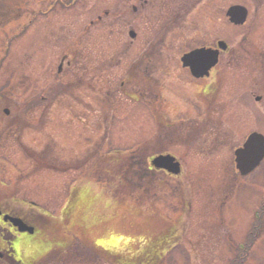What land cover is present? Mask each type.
<instances>
[{"label": "rangeland", "instance_id": "rangeland-1", "mask_svg": "<svg viewBox=\"0 0 264 264\" xmlns=\"http://www.w3.org/2000/svg\"><path fill=\"white\" fill-rule=\"evenodd\" d=\"M218 40L194 77L181 55ZM254 131L264 0H0V204L37 227L31 264H264V158L235 164Z\"/></svg>", "mask_w": 264, "mask_h": 264}, {"label": "water", "instance_id": "water-1", "mask_svg": "<svg viewBox=\"0 0 264 264\" xmlns=\"http://www.w3.org/2000/svg\"><path fill=\"white\" fill-rule=\"evenodd\" d=\"M227 14L231 21L242 24L246 21L248 10L243 5H233L229 8ZM218 44L221 48H226L224 41H220ZM219 53V49L199 48L185 54L182 60L185 66H190L195 76L201 77L209 74V70L218 62ZM235 154L237 168L241 174L249 173L264 158V135L259 132H252L243 146L236 150ZM152 162L158 168H166L175 174L180 172V163L170 154L158 155Z\"/></svg>", "mask_w": 264, "mask_h": 264}, {"label": "flooded vegetation", "instance_id": "flooded-vegetation-1", "mask_svg": "<svg viewBox=\"0 0 264 264\" xmlns=\"http://www.w3.org/2000/svg\"><path fill=\"white\" fill-rule=\"evenodd\" d=\"M228 19V18H227ZM229 20V19H228ZM8 113V111H7ZM18 205L3 203L0 204V256L10 260L12 264H26L35 261L34 254L28 250L27 242L36 235L38 230L25 215ZM70 208L68 209V211ZM71 213V210L69 211ZM19 220V221H18ZM32 229L23 230L18 224ZM31 254V255H30Z\"/></svg>", "mask_w": 264, "mask_h": 264}, {"label": "trees", "instance_id": "trees-1", "mask_svg": "<svg viewBox=\"0 0 264 264\" xmlns=\"http://www.w3.org/2000/svg\"><path fill=\"white\" fill-rule=\"evenodd\" d=\"M37 2V1H36ZM87 203H89L88 201H86ZM172 239V232H168L167 234L161 235L158 238H156V241L154 242H150L145 249L140 250L138 252L137 258L140 260H145V259H151L154 258L155 255V251L158 250L159 248H161L162 246L167 245ZM35 244H32L31 246H34ZM32 254H34L32 252ZM121 259V257H119ZM136 257H134L135 259ZM145 261H149V260H145ZM31 264V263H29ZM132 264V263H131ZM144 264V263H143Z\"/></svg>", "mask_w": 264, "mask_h": 264}]
</instances>
